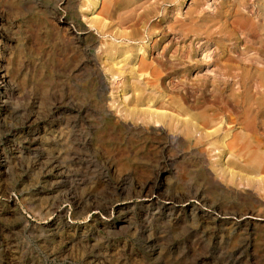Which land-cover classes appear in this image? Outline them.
<instances>
[{"label": "rangeland", "instance_id": "374dc122", "mask_svg": "<svg viewBox=\"0 0 264 264\" xmlns=\"http://www.w3.org/2000/svg\"><path fill=\"white\" fill-rule=\"evenodd\" d=\"M103 1L0 0V264H264L257 3L217 22L218 47L189 18L222 0Z\"/></svg>", "mask_w": 264, "mask_h": 264}, {"label": "bare ground", "instance_id": "6f19581e", "mask_svg": "<svg viewBox=\"0 0 264 264\" xmlns=\"http://www.w3.org/2000/svg\"><path fill=\"white\" fill-rule=\"evenodd\" d=\"M89 1H90L89 7H90V10L92 11V14H93L94 9H97V6L99 4V0H89ZM128 1L129 0H121V1H119V3H118L117 6H112L113 5L112 4L113 1L107 0L105 2V0H104L103 1V7H104L105 10L103 9V11L105 13H108L109 11H112V13H118V12H120L123 9L126 8V7H123V6ZM130 1H132V0H130ZM136 1L137 2H142L143 1L142 5L140 7V8L143 9V16H145V15L148 16V14L149 13L152 14L151 12L154 11V9H156L157 7H160V8L162 7V5H160V1L161 0H154V2L152 4H150L148 7H143V4H146V3L150 2V0H136ZM169 2H171V0H169ZM248 2H249V0H222V2H221V8H222V10H219V12L216 15H214V16H212L210 18H207L205 16V14H200V15L195 16V17L194 16L193 17H190L189 18V21L191 22V24H193V23L194 24H199V26H201L202 28H204V26H205L204 24H208V22L213 24L211 26L206 25L205 28L202 30V32L196 30L195 31V35L197 37H200V36L202 37L203 35H205V37H214V39H215L217 34H216V32H212V28L215 27V25H218L219 20L220 21L224 20V21H222L223 22L222 23V26L219 27L220 30L224 31L225 30V27L227 25V19H228L229 16L232 15L233 12H235V13H241L242 14V12L244 10H249V8H252V6L248 4ZM254 2L257 3L256 8L259 10V13H261V14L264 15V0H254V1L252 0L251 1L252 5H253ZM111 6H112V9H110ZM253 6H255V3H254ZM253 8H255V7H253ZM119 16L122 17V14L119 15ZM119 16L117 17V20L120 22L121 19H120ZM138 16H142V14H139ZM122 18H124V17H122ZM96 19H98V18H96ZM104 27L108 29L109 25L104 24ZM252 27L254 28L253 25H252ZM219 29H218V32H219ZM255 32H256L257 35L264 36V25H261L259 23L256 24V26H255ZM106 33H109V36H112V37H116L117 35L120 36V37H122V39H124V37H126L125 34H124V37L122 35H120V34H116V36H115V34L113 35V33L112 32H108V30L104 34H106ZM136 36H137V33H135L133 35H129V37H126L127 38L126 40L127 41H130V40H132ZM221 40L222 39H221V36H220L219 39L216 38V40L214 41L215 44L218 47H221L222 46L221 44H219ZM122 51L123 50H121V49H114V48L111 50L113 56H115V54L121 53ZM124 54H126V52H124ZM196 55H197L196 52H193V53H191L189 55V59L192 60L194 62V64L192 66H186V67H184L185 73H187L190 69H198V66H199L197 64L198 61L195 60ZM181 58H178V60H177L179 62L178 63L179 66L182 65V64H184L182 62ZM213 62H215V61H213ZM216 62L219 63L218 61H216ZM174 67H175L174 68V71L177 72L176 66H174ZM110 75H111V76H109L110 80H103L101 78V76H98V80H96V87L98 88L99 91H101V92L104 93V92H108L110 90L111 93L113 92L114 83L116 81V78H119V76L114 75V73H111ZM129 76L130 77H129V80H127L126 86L128 88H130L133 92L138 91L139 92L138 97H139V99H141L144 96L145 91L147 90V84H148V82H143L142 83L141 80H138V78L140 76L138 75V73L136 71H133L132 73H130ZM4 77L5 76H3L2 73L0 72V79H3ZM240 77L241 78H250L249 77V73L246 72V71H242V74L240 75ZM8 81L9 80H0V84L7 83ZM131 81H134V82H131ZM244 81H248V80H244ZM139 83H141L142 85H140ZM156 83H158V80H156ZM218 86H219L218 88H215V91L216 92L222 94L223 91L224 92L225 91L226 92L228 91L227 88H225V87L222 88L221 85H218ZM156 89L160 92L161 91L160 85L157 84L156 85ZM197 89L202 92V95H205V93L207 92V83L206 82H201L200 86ZM163 96L164 95L161 94L160 97H155V96L154 97H155L156 101H158V100H160L159 98H161ZM230 96H232V93L230 94ZM151 97H153V96L151 95ZM177 109L178 110H183L185 112L187 111L180 104L177 105ZM145 113H149L153 117L154 116L159 117V116L164 115L163 113L153 112V111H149V112L147 111ZM168 118L169 119H172L173 117L172 118L171 117H168ZM196 119H197V117L196 118H193V120H196ZM186 124L188 126V129H190V127L191 128L195 127V125L193 123H191V121L190 122L188 121ZM258 145H261V144H258ZM250 161L251 162L249 164L254 165L251 168V172H255L256 170H258V168L256 167L257 166V164H256L257 163V159H255V160L252 159ZM255 164H256V166H255ZM263 182H264V180H263Z\"/></svg>", "mask_w": 264, "mask_h": 264}]
</instances>
